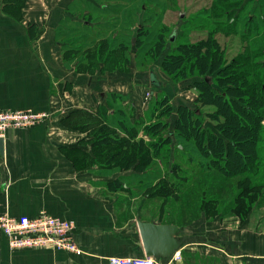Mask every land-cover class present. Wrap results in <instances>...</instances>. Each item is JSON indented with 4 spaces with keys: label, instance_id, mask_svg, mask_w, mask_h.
<instances>
[{
    "label": "crops",
    "instance_id": "1",
    "mask_svg": "<svg viewBox=\"0 0 264 264\" xmlns=\"http://www.w3.org/2000/svg\"><path fill=\"white\" fill-rule=\"evenodd\" d=\"M78 1L0 0V107L50 113L40 125L11 129L0 139V215L33 217L46 211L73 221L83 254L13 251L0 231V264H108L114 256L142 257L145 250L138 221L170 223L145 216L143 207L149 198L143 194L127 196L131 188L122 181L135 171L110 173L107 165L99 167L95 160L92 132L104 123L95 117L99 107L114 92L125 96L124 104L128 99L134 103L137 92L105 87L65 65L66 24L95 28L73 16ZM257 5L255 0L253 11ZM63 93L71 99L65 100ZM96 94L105 99H96ZM86 111L94 117L69 119ZM136 203L139 206L133 208ZM185 223L180 258L175 255L159 264H264V197L244 216L209 218L205 211Z\"/></svg>",
    "mask_w": 264,
    "mask_h": 264
},
{
    "label": "rangeland",
    "instance_id": "2",
    "mask_svg": "<svg viewBox=\"0 0 264 264\" xmlns=\"http://www.w3.org/2000/svg\"><path fill=\"white\" fill-rule=\"evenodd\" d=\"M239 3L243 2L241 6L238 8L239 12L241 9H243L242 16L240 18V21L236 23L235 26L231 28V31H233L234 35L228 36V34L219 33L217 35V39L220 41V46L225 54V57L228 60V64L231 63L232 57H238V54L245 53L247 58H249L250 55L253 57V50L251 49V46L254 45V43H263L264 42V28L261 31V34L258 38L254 39L253 34L250 36H246V31L249 30L248 27L245 26L246 24V18H248V15H250V11H252V7H254L255 0H238ZM259 2V0H257ZM79 2V1H78ZM89 2L92 5H89V3L86 0H81L78 4H75L73 6V16L78 21L80 18V21H88L89 23H92L95 28L88 29L85 27L80 26L79 24H72L69 22L65 26V30L63 33V41L65 40L66 43H68L63 51V59L65 62V65L76 67L75 71L79 74H85L90 75L94 78V80L97 79L96 83L102 84L105 87L108 86H119V88L122 90V87H125L127 90L133 88L137 94L135 96L134 103L137 104V109L134 111L130 108L132 101L128 99V106L124 104L125 102V96L116 94L115 104L116 109H121L123 107H126V114L124 116L125 123L121 126V130L117 131L118 136L115 134H112L113 138H121V139H129L130 135L128 133H131V131H128V133H125V130L127 132V128H131L135 132H137L138 137L136 140L142 138L145 141V144H151L152 145V136L149 132L142 131L143 126L145 125L143 122H147L151 118V114L153 113V109L155 108L156 101L158 98L160 99H167L172 101L173 105L176 107L183 105V102H181L177 99V94H184L183 99L191 98L193 97L192 92L197 91L194 88H190L188 92H181L182 86H190L194 84V81L191 82H175L173 78L167 74L164 69L162 62L166 59L169 52H171V47L169 41L168 43L165 40V49L163 50L160 57L153 60V53H149L148 56L144 57L143 53L138 54V52L135 50L137 48H140L139 46L136 47L135 35H130L129 31L127 30L128 23H131L133 26V32L139 30V39L143 40L145 35L144 28H152L155 26V20L159 19L158 26H163L167 28L169 31V36L173 35L174 32H176V43L177 44H194L199 43V40L210 39L211 36H213L214 31V23L219 21L224 25L227 26L230 23V19L232 18V15H226L219 16L218 20L216 18H208L204 17L207 16L206 14H203L202 12L205 10H209L211 8H216L219 11L226 13L227 11H230L232 6H229L226 4L225 0H89ZM94 3V4H93ZM94 6V7H93ZM106 6L107 13L104 14L105 10H103V7ZM144 8V9H143ZM145 10V11H144ZM217 13H220L216 11ZM138 14L142 17L144 13V22H141L140 17L139 20H137V17L135 16L134 23L128 22V15L130 14ZM210 13V12H208ZM264 13V12H263ZM222 15V14H221ZM77 16L79 17L77 19ZM127 17V18H126ZM153 18V20H152ZM260 19V17H258ZM131 20V19H130ZM263 20V19H262ZM257 21L258 25L261 27L264 26V20ZM216 22V23H217ZM107 23V24H106ZM186 25V28L183 29V26ZM168 25V26H167ZM117 26V27H116ZM140 26L142 28H140ZM152 26V27H151ZM68 27V28H67ZM253 27V26H252ZM245 28L247 30H245ZM102 33L103 36L107 35L106 38H99L97 36V33ZM152 32H154V37L157 36L155 34V30H151L149 35H152ZM167 32V34H168ZM129 37H133L130 43L132 42L133 49L131 52H128V50L124 49L125 47H118V41L120 43H129ZM207 37V38H206ZM246 37H248L246 40ZM128 38V39H127ZM253 38V39H251ZM251 39V40H250ZM168 40V39H167ZM94 44L93 46H86L87 43ZM117 42V43H115ZM174 43V42H173ZM115 45L117 50H115ZM172 51H176V48H172ZM146 59V63L142 65V62L140 60ZM250 58V60L252 59ZM131 60L132 66H127L125 64V71L124 70V61ZM148 60V62H147ZM130 63V62H129ZM247 64H250V62H246ZM98 64V65H97ZM251 68V66H250ZM249 68V70H250ZM253 72V69L250 70ZM195 71L193 73H190V70L185 73L186 75H194ZM236 74V71H230L229 74ZM98 74L97 78L94 76ZM197 74V73H196ZM152 75L155 77V80L157 82H160L161 86H155L152 83ZM238 75V74H237ZM251 75V74H250ZM85 79V84L88 86V80L89 77ZM208 76V75H207ZM209 77V76H208ZM238 77V76H237ZM189 79V78H188ZM193 79H201V78H193ZM210 79H214L210 77ZM246 79V77H243L240 74V79L238 81V85L242 86V83ZM253 79L251 78V82L253 83ZM213 81V80H212ZM250 80L248 79L247 82ZM213 83V82H212ZM107 84V85H106ZM118 84V85H117ZM97 86V85H96ZM237 86V85H236ZM95 87V85H93ZM214 87V86H213ZM70 86L65 85V90H70ZM216 88V87H215ZM192 89V90H191ZM120 90V91H121ZM195 90V91H194ZM72 91V90H71ZM123 91V90H122ZM158 92V98L157 96L154 97L152 95V92ZM220 92L222 90H219ZM257 91V92H256ZM261 90L255 89L254 92L257 93L258 98L261 97ZM240 93V96L244 97V100H249L246 94ZM96 99L104 100L100 98V95L96 94ZM110 94L108 97V103L111 100ZM176 95V96H175ZM63 96L65 100H70L71 97L69 94L63 93ZM191 96V97H190ZM107 98V97H106ZM127 98V97H126ZM154 98H157L153 100ZM192 99V98H191ZM174 100V101H173ZM263 100V99H262ZM124 101V102H123ZM256 102L254 105L250 104L253 108V110L256 108L255 112H253L250 115H245L240 113L242 117H244L245 122L249 123L252 122L254 117L259 115V109L257 110V107L260 106V104L264 105L263 101L255 100ZM245 104V103H244ZM247 104V103H246ZM249 105V104H247ZM108 108V106H107ZM62 112H66L67 109H62ZM40 112V111H38ZM43 112V111H42ZM100 116H104V111L100 110ZM175 112V111H174ZM48 113V112H47ZM200 113L203 117H205V122H208L207 128L209 130H212L213 127H215L218 123L214 119V115L218 113L217 106L213 104H205L203 107H200ZM97 115V114H96ZM99 116V113H98ZM173 117H176V112L172 115ZM171 116V117H172ZM219 116V115H218ZM90 117H94L91 113L88 111L86 112H80L72 114L69 119L74 120L81 119V120H87L90 119ZM222 117V116H221ZM250 118V119H249ZM171 121V120H170ZM221 118V122H222ZM108 123V121H107ZM113 124V127L115 130L119 129L120 126ZM111 127H108L109 131H112ZM141 130V131H140ZM260 130L263 131V134H261L262 139L264 138V118L262 119V124ZM115 135V136H113ZM129 136V137H128ZM109 135H107V155L106 152L101 150L95 153V160L99 164V167L107 165V169H112L110 167V157L111 150H108V147L114 148L117 147L116 144L113 142H109ZM112 140V139H111ZM115 140V139H114ZM112 140V141H114ZM264 140V139H263ZM261 140L263 143H258L257 147H262V150L259 152H256V161L254 162L249 159V165H246V169H242L241 171L245 174L241 175L237 173L236 169L229 170V172H226L223 170H215L210 169L209 171L206 170V172H201L200 169H197L199 166H201V158L200 156L195 155V160L192 162V166H194L195 169L191 168L189 171L186 170L187 176L186 180L188 181L190 177L192 184H196V187L191 188V195L197 194L196 200H205V204H207L209 201H214L219 197L220 199L218 203H216L215 207L217 211H219L223 215H230V214H238L240 216H244V211L242 207H239V204L237 203L239 200V203L241 202H248L250 200H254L251 197H248V195L244 194V196L241 198L242 190L246 187L250 186V194L257 195L256 202L259 201L260 198L264 197V141ZM123 146V145H122ZM119 146V147H122ZM94 147V146H93ZM95 148V147H94ZM146 150V148H145ZM105 153V154H104ZM107 156V161L104 158ZM181 155H176L172 157V159H175L174 162L180 163L181 165H184V158L180 157ZM120 157L116 159V162L120 161ZM245 160V159H244ZM243 160L239 161V164H241V168H244V165L246 164V161L242 162ZM161 164V162H159ZM163 165V164H162ZM165 165V163H164ZM237 165V164H236ZM130 169L136 168L135 164H131L129 167ZM162 168V167H161ZM100 169V168H97ZM117 169H123L121 168ZM143 171H148L149 169H142ZM161 171L162 178L151 182L153 178H155L154 175H151L152 172H150L147 175V178L149 179L148 182H145L144 179V172L139 175L140 179L138 180H123L122 182L127 183V185L131 188V190L127 193L128 197H134L138 194H143L141 196L149 195V199H147V202L145 200V204L143 209H145V216H154L156 218H159L160 220L170 221V220H177V221H191L198 218L200 215V211L197 209L199 207L195 206V204L192 202L191 195L188 196H180V192H171L168 190V178H166V175L168 174L167 169L164 166V169H155ZM115 170H110V173L114 172ZM140 183H144L143 185L146 187L139 188L138 190L136 188H132L133 186L137 185L139 186ZM164 183V184H163ZM133 185V186H132ZM161 186H164V189L159 188ZM166 185V187H165ZM211 185H215V188H211ZM252 188V189H251ZM190 189V187H188ZM168 191V192H167ZM182 191V190H181ZM194 192V193H193ZM145 198V197H144ZM241 198V199H240ZM146 199V198H145ZM192 199V200H191ZM170 202L168 203L167 201ZM190 201L191 204H186V206H183L182 201ZM180 201V202H179ZM255 202V203H256ZM182 204V206H181ZM201 204H204V201H201ZM190 205V206H189ZM135 206H139V204H135ZM212 207V206H211ZM205 208V207H204ZM213 208V207H212ZM212 208L210 211H212ZM208 212L209 218H213V212L209 211V207L205 208Z\"/></svg>",
    "mask_w": 264,
    "mask_h": 264
},
{
    "label": "trees",
    "instance_id": "3",
    "mask_svg": "<svg viewBox=\"0 0 264 264\" xmlns=\"http://www.w3.org/2000/svg\"><path fill=\"white\" fill-rule=\"evenodd\" d=\"M86 1L89 5H92L88 0ZM225 1L226 4L232 6L230 11L223 13L215 8L212 9L210 13H202L206 14L208 18H216L217 20L221 18L219 16H224L223 14L232 15L230 23L227 26L216 23L212 33L213 36L210 37L209 41L201 40L199 43H185L182 45L177 44L176 42H171V47H169V49L171 48V52H169L166 59L162 62L164 71L177 83L192 79L193 77L201 78L198 81H195L194 84L187 86V88H194L199 91L200 95L197 101L199 104L205 105L209 103L217 106L218 113L214 115V117L216 116L214 119L218 124L213 127L212 130L207 128L208 122H205V117L202 116L199 109H193L184 105V103L183 105L176 107L173 105L171 99L168 100V98H158L159 95L156 91L152 92V95H154V97L157 96L158 99H153H157V103L153 109L151 118L147 122H143L145 125L142 129V131L149 132L151 134L153 141L152 145L150 143L145 144V141L142 138L136 140L138 134L131 128H127V132L125 130V133L131 131V133H128L130 135V137L128 136L129 139L113 138L112 134L118 136L119 132H116L121 130V126L125 123L124 116L128 105L117 110L116 107L118 106L115 104L116 101L114 97L116 98V94L118 93L114 92L113 95H111L109 103L108 100H106V102L99 107L95 117H100L102 120L104 119V123L103 125L97 124L96 131L92 132L93 146L96 148V152L99 150L101 152V150H103L107 155V135H109L108 141L117 145V147L114 148L108 147V150H111L112 152L109 154L112 155L110 157L111 170L122 172L133 170L129 168L131 164H135L136 168H138L134 169V174L125 177V180H138L140 179L139 175L144 172L145 182H148L149 179L147 178V175L152 172L151 175H154L155 178H153L151 182H155L161 179L162 175L160 170H154L164 169L165 166L168 171V174L166 175V178L169 180L167 185L168 190L171 192H180V196L184 197L191 195L189 192H191V188L193 186L197 188L196 184H192L191 182L192 177H190L188 181H185L187 176L186 170L189 171L191 168L195 169L194 166H192V162L195 160V155L200 156L201 158V166L197 168L200 169L201 172H206V170L209 171L210 169L221 170V172L225 170L226 172H229V170L236 169L238 174L243 175L245 173L241 170L246 169V165H249V159L251 162H254V160L256 161L257 158L255 153L262 150V147L258 148L257 145L260 142L263 143L261 140L264 139L261 137L263 131L260 130L262 119L264 118V105L260 104V106L257 107V110L259 109V115L255 116L252 122L246 123L244 117L241 115H250L255 112L256 108L253 110L251 105H254L256 99L258 101L264 100V42H257L251 46V49L253 50V57L250 55L249 58H247L245 53L239 54L238 57L234 58V61L227 64L225 54L223 53L220 43L217 40V35L222 32L224 34H228V36L234 35L231 28L235 26L238 21H240L242 13L244 12L243 9L238 12V8L243 2L239 3L238 0ZM257 7L256 11H253L254 14H252V17L248 15L245 24V26L249 28V30L245 28V30H247L246 36H251L253 34L254 39L259 37L262 29L264 28V26L261 27L257 23L260 19L264 20V0H259V5H257ZM106 8L107 7L104 6L103 10ZM216 11L220 13H217ZM106 13L107 10H105L104 14ZM135 16L137 17V20H139V13H133L128 15V22L134 23ZM258 17H260V19ZM140 20L141 22L145 21L144 13L143 16L140 17ZM159 21V19L155 20V26H151L152 28H144V31L146 30V34L143 35V40L139 39V30L133 32V26L131 23H128L127 25V30H130V35L132 34L136 37L134 44L136 47H140L135 50L138 54L141 53L142 55L143 53L144 57L148 56L149 53H153V60L161 56L163 50L165 49V40L167 43L170 41L168 36L169 30L163 26H158ZM82 23L91 24L88 21H84ZM83 26L87 27L85 24H83ZM140 28L142 27L140 26ZM152 29L155 30V34L157 36L154 37V32H152V35H149ZM96 33L99 38H102V40L107 37V35L103 36L102 33H98L97 31ZM132 38L133 37H129V43H121V46L118 41V47H125L124 49L131 52L133 49V44L132 42L130 43ZM247 38L248 37H246V40H248ZM172 48H176V51H172ZM115 50H117L116 46ZM251 57L252 59L250 60ZM139 58L143 61L142 65H144V63H146V59H142L141 57ZM250 61V64L246 63ZM125 64H127V66L134 67L132 66L130 59L129 61L126 59V61L123 62L124 70L126 69ZM249 68L250 70L253 69V72L250 71ZM188 70H190V73L195 71L194 75H186L185 73H187ZM230 71H236L237 73L229 74ZM215 73L217 75L216 79L218 80L219 88L213 87L208 78V74ZM240 74L243 77H246L242 86L238 85ZM251 78H254L253 83L251 82ZM248 79L250 80L249 82H247ZM159 84L160 86L162 85L160 82ZM153 85L156 87L158 86L155 83ZM255 89L261 90L260 92L262 98H258L256 93L257 91L254 92ZM219 90L222 91L220 92ZM243 92H245L244 94H246L245 96H247L249 100H244V97L240 96V93ZM109 108L113 111L110 112ZM130 108L134 111L136 110L134 104H131ZM100 110L104 111V116H100ZM174 111L176 112V117L172 116L175 113ZM240 113L242 114L240 115ZM91 118L92 117H90V119ZM221 118L223 120L222 122ZM113 124L120 126V128L117 126L119 129L115 130V127L112 128ZM108 127H111L112 131H109ZM111 139L115 140L112 141ZM176 155H181L180 157L184 158V165L174 162L175 159H172V157ZM119 157L121 158L120 161L116 162V159ZM104 158L107 161V157ZM240 160H243L244 162L247 160L244 168H241V164H239ZM159 162H161V164H159ZM121 166L123 169H117L121 168ZM142 169L149 170L146 172ZM143 184L140 183L139 186L132 185V188H136L138 190L139 188L146 187ZM188 187H190V189H188ZM159 188L164 189V186L160 185ZM211 188H215V185H211ZM244 194L245 196L247 194L248 197L254 199L248 201L247 203H239V200L237 202L239 207L243 208L244 214H247L253 209L258 197L257 195H252V193L250 194V186L249 189L246 187L244 191L242 190L241 198ZM144 197L148 198L149 195ZM191 197L195 206L199 207L197 208L200 211L199 216H201L202 212H207L205 209L207 207H209V211L213 207L212 211H214V216L221 214L216 209L218 207H215L216 203L219 202V200H217L220 199L219 197H217L214 201H209L207 204H205V200H196L198 197L197 194H192ZM201 201H204V204H201ZM167 202L169 203L170 200ZM182 202L184 204L183 206L191 204L190 201L183 200ZM185 222L186 221L179 222L177 220H170V223L165 222L164 224L174 223V225L186 228Z\"/></svg>",
    "mask_w": 264,
    "mask_h": 264
},
{
    "label": "built area",
    "instance_id": "4",
    "mask_svg": "<svg viewBox=\"0 0 264 264\" xmlns=\"http://www.w3.org/2000/svg\"><path fill=\"white\" fill-rule=\"evenodd\" d=\"M50 118L45 111L20 109L8 110L0 107V139H4L11 129H29ZM0 231L5 235L13 251L24 249H47L82 255L83 251L75 240V222L55 217L42 211L37 216L14 217L0 215ZM180 258V253L176 254ZM108 264H159L154 258L110 257Z\"/></svg>",
    "mask_w": 264,
    "mask_h": 264
},
{
    "label": "water",
    "instance_id": "5",
    "mask_svg": "<svg viewBox=\"0 0 264 264\" xmlns=\"http://www.w3.org/2000/svg\"><path fill=\"white\" fill-rule=\"evenodd\" d=\"M175 41V36L170 39ZM152 83L160 86L152 75ZM138 229L142 239L145 255L154 258L158 263H166L180 253L185 245L186 228L174 224L138 221Z\"/></svg>",
    "mask_w": 264,
    "mask_h": 264
},
{
    "label": "flooded vegetation",
    "instance_id": "6",
    "mask_svg": "<svg viewBox=\"0 0 264 264\" xmlns=\"http://www.w3.org/2000/svg\"><path fill=\"white\" fill-rule=\"evenodd\" d=\"M212 9H214V8H211V9H209V10H204L203 11V13H207V12H211L212 11ZM221 12V11H220ZM239 12V11H238ZM252 14H254L253 13V10L252 11H250V16L252 17ZM204 17H207V16H204ZM217 22V21H216ZM216 22L214 23V27H215V24H216ZM222 22V21H221ZM220 21H219V25H223L222 23H221ZM186 23H185V25L183 26V29L184 28H186ZM168 26V25H167ZM252 28V27H251ZM177 33L176 32H174L173 33V35L172 36H175V41H176V35ZM169 36V35H168ZM171 35L169 36V38L171 39V37H172ZM207 38V37H206ZM201 40H205V39H201ZM201 40H199V41H201ZM218 40V39H217ZM174 41V42H175ZM218 42L220 43V41L218 40ZM239 55V54H238ZM234 58L235 57H232L231 59H232V61H234ZM226 60H227V58H226ZM229 60V59H228ZM228 60H227V62H228ZM231 61V62H232ZM228 64V63H227ZM209 75V80H210V82H211V84L214 86V87H216V88H219L218 87V80L216 79L217 78V75H216V73L215 74H208ZM210 77H212V78H214V79H210ZM193 78H198V77H193ZM189 79V80H186V81H184V82H191V81H194V80H196V81H198L197 79ZM213 82V83H212ZM183 83V82H182ZM182 87H184V88H182V91L181 92H183V93H185V92H188L189 90H187V86H182ZM192 90V89H191ZM197 90V89H196ZM195 91V90H194ZM192 94H193V97H191V98H186L185 100L183 99V96H184V94H183V96H182V94H177V99L181 102V100L183 101V102H181V103H184V105H187V106H189V107H191V108H193V109H199V111H200V107L202 106L203 107V105L202 104H199L197 101H198V98H199V95H200V93H199V91L197 90V91H195V92H192ZM176 96V95H175ZM185 97V96H184ZM206 123H207V121H206ZM208 125V124H207Z\"/></svg>",
    "mask_w": 264,
    "mask_h": 264
},
{
    "label": "bare ground",
    "instance_id": "7",
    "mask_svg": "<svg viewBox=\"0 0 264 264\" xmlns=\"http://www.w3.org/2000/svg\"><path fill=\"white\" fill-rule=\"evenodd\" d=\"M80 96V95H79ZM85 99V98H84ZM169 126V125H168Z\"/></svg>",
    "mask_w": 264,
    "mask_h": 264
}]
</instances>
